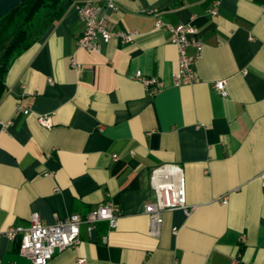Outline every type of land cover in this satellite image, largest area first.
I'll list each match as a JSON object with an SVG mask.
<instances>
[{
  "label": "crops",
  "instance_id": "0c3cea01",
  "mask_svg": "<svg viewBox=\"0 0 264 264\" xmlns=\"http://www.w3.org/2000/svg\"><path fill=\"white\" fill-rule=\"evenodd\" d=\"M84 1L65 0L3 76L0 231L26 226L31 212L53 224L108 199L119 208L116 227L81 226L80 242L47 264H231L237 253L236 264H264V0H220L214 16L211 0H93L115 6L103 9L109 30L138 32L99 52L77 48L75 6ZM157 17L197 30L195 83L172 84L177 52L153 28ZM137 70L162 89L149 94L133 79ZM216 80H225L226 97L211 88ZM164 164L182 169L190 211H164L152 236L149 174ZM0 264L32 263L1 236Z\"/></svg>",
  "mask_w": 264,
  "mask_h": 264
},
{
  "label": "built area",
  "instance_id": "2783aa9c",
  "mask_svg": "<svg viewBox=\"0 0 264 264\" xmlns=\"http://www.w3.org/2000/svg\"><path fill=\"white\" fill-rule=\"evenodd\" d=\"M220 0H211V7L208 13L214 16L218 13ZM114 9L112 2L107 1L105 6H101L87 0L75 6L78 19L81 23V33L77 39V48L80 50L99 52L102 44H106L110 39L116 38L120 44H129L133 42L138 32L136 30H109L105 26V15L103 9ZM264 11V2L262 4ZM154 29H163L169 42L176 48L177 65L171 75L172 84L180 86L192 84L197 81V74L194 68L196 59L200 55L203 45L197 37V30L186 24L172 25L164 23L160 18H156ZM193 48L194 53L189 54L188 48ZM71 66L79 68L80 64L72 56L70 58ZM133 79L140 82L149 94L154 95L162 89V82L153 76H146L137 70L133 74ZM211 88L221 97L228 95L225 80H216L212 82ZM23 114L28 113V109H22ZM37 122L49 128L51 123L46 116H38ZM116 159V155H112ZM261 188L264 192V171L259 175ZM150 186L154 192L152 202L145 204L144 213L149 220L148 233L152 236L158 234V228L162 223V214L164 211L179 209L188 214V208L185 198V184L182 169L176 165L164 164L153 168L149 174ZM225 200V197L222 201ZM119 215L118 206L110 200H104L97 204L85 214L77 212L71 213L66 219L56 221L53 224H45L38 213L31 212L28 224L26 226H9L0 231V237L3 236L9 241H18V254L32 264H47L56 252L66 248L74 247L80 242V228L84 226L89 233L93 231L96 224L106 222L109 229L116 227ZM102 242L106 237H101ZM239 245L245 241L244 234L237 238ZM237 253L231 260V264H236ZM176 260L173 264H176ZM77 264H84V259H77Z\"/></svg>",
  "mask_w": 264,
  "mask_h": 264
},
{
  "label": "trees",
  "instance_id": "16d2710c",
  "mask_svg": "<svg viewBox=\"0 0 264 264\" xmlns=\"http://www.w3.org/2000/svg\"><path fill=\"white\" fill-rule=\"evenodd\" d=\"M65 0H24L0 18V99L10 61L59 18ZM6 43V44H5Z\"/></svg>",
  "mask_w": 264,
  "mask_h": 264
},
{
  "label": "water",
  "instance_id": "95a60500",
  "mask_svg": "<svg viewBox=\"0 0 264 264\" xmlns=\"http://www.w3.org/2000/svg\"><path fill=\"white\" fill-rule=\"evenodd\" d=\"M24 0H0V18Z\"/></svg>",
  "mask_w": 264,
  "mask_h": 264
},
{
  "label": "rangeland",
  "instance_id": "374dc122",
  "mask_svg": "<svg viewBox=\"0 0 264 264\" xmlns=\"http://www.w3.org/2000/svg\"><path fill=\"white\" fill-rule=\"evenodd\" d=\"M6 44V43H5ZM1 53H2V49L0 48V56H1Z\"/></svg>",
  "mask_w": 264,
  "mask_h": 264
}]
</instances>
